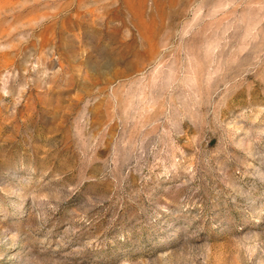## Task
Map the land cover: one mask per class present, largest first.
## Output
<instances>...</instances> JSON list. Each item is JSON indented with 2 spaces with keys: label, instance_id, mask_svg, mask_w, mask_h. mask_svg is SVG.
I'll return each mask as SVG.
<instances>
[{
  "label": "rangeland",
  "instance_id": "obj_1",
  "mask_svg": "<svg viewBox=\"0 0 264 264\" xmlns=\"http://www.w3.org/2000/svg\"><path fill=\"white\" fill-rule=\"evenodd\" d=\"M0 264H264V0H0Z\"/></svg>",
  "mask_w": 264,
  "mask_h": 264
}]
</instances>
